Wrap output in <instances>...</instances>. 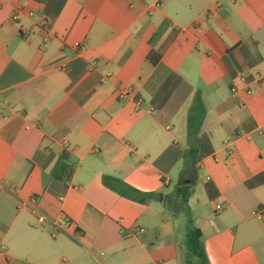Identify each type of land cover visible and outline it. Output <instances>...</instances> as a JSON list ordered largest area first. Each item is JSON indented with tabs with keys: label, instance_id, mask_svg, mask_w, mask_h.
<instances>
[{
	"label": "crops",
	"instance_id": "1",
	"mask_svg": "<svg viewBox=\"0 0 264 264\" xmlns=\"http://www.w3.org/2000/svg\"><path fill=\"white\" fill-rule=\"evenodd\" d=\"M262 172L264 0H0V264H264Z\"/></svg>",
	"mask_w": 264,
	"mask_h": 264
},
{
	"label": "trees",
	"instance_id": "2",
	"mask_svg": "<svg viewBox=\"0 0 264 264\" xmlns=\"http://www.w3.org/2000/svg\"><path fill=\"white\" fill-rule=\"evenodd\" d=\"M159 54L155 58H152L153 62H156ZM205 114L204 105L199 94L196 93L193 103L188 111V125H187V135L189 140V147L185 152L184 161V174L187 177L184 182L177 184L171 194L165 196L164 200L168 204L170 203V209L174 214L179 212H184L189 214L188 209V198L192 193V186L195 181V168H194V153L197 151V135L202 123V119ZM103 182L110 187H117L124 184L119 178L104 175L102 177ZM264 183V172L259 173L256 176L251 177L245 182V186L248 188H253L257 185ZM126 194L137 195L138 192L127 186ZM131 189V190H130ZM154 193H148L144 195V198H151L155 196ZM142 198V199H144ZM166 203V204H167ZM167 204V205H168ZM169 207V205H168ZM185 245L187 249L186 253V263L187 264H210L208 257L206 255L202 234L198 227L194 226L189 219V229L186 233Z\"/></svg>",
	"mask_w": 264,
	"mask_h": 264
},
{
	"label": "built area",
	"instance_id": "3",
	"mask_svg": "<svg viewBox=\"0 0 264 264\" xmlns=\"http://www.w3.org/2000/svg\"><path fill=\"white\" fill-rule=\"evenodd\" d=\"M13 19H15L17 17L16 14H14ZM260 85L263 84V81L260 80L259 82ZM130 92V88L126 87V88H120L117 90V94L119 98H124V96H126L128 93ZM239 92H245L247 94L252 92V89L249 88L248 83L246 81V78L243 74H237L232 87H231V94L232 96H236L238 95ZM40 220L42 219V216L39 217Z\"/></svg>",
	"mask_w": 264,
	"mask_h": 264
},
{
	"label": "rangeland",
	"instance_id": "4",
	"mask_svg": "<svg viewBox=\"0 0 264 264\" xmlns=\"http://www.w3.org/2000/svg\"><path fill=\"white\" fill-rule=\"evenodd\" d=\"M172 192H173V191H172ZM172 192H171V193H172ZM171 193H169V194H171ZM166 203H167V202H166ZM167 204H168V203H167ZM168 205H169V207H170V203H169ZM180 213H182V212H179V213H178L179 216H180L179 219H178V221L181 222V223H182V222H185V224H187V218H188L187 215H185V214H181V215H180ZM186 217H187V218H186ZM185 227H186V226H185Z\"/></svg>",
	"mask_w": 264,
	"mask_h": 264
}]
</instances>
